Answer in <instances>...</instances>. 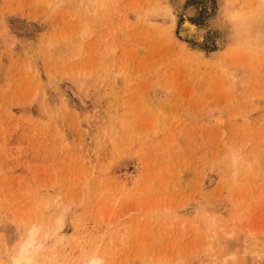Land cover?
Instances as JSON below:
<instances>
[{"label": "rangeland", "instance_id": "rangeland-1", "mask_svg": "<svg viewBox=\"0 0 264 264\" xmlns=\"http://www.w3.org/2000/svg\"><path fill=\"white\" fill-rule=\"evenodd\" d=\"M33 228L31 264H264V0H0V264Z\"/></svg>", "mask_w": 264, "mask_h": 264}, {"label": "bare ground", "instance_id": "bare-ground-1", "mask_svg": "<svg viewBox=\"0 0 264 264\" xmlns=\"http://www.w3.org/2000/svg\"><path fill=\"white\" fill-rule=\"evenodd\" d=\"M49 233L50 232H47L46 237H49ZM38 234H39V228H33L29 230L27 237L20 244L18 250L15 252L13 256V259L17 264L33 263L35 256L37 255V253L41 251V250L39 251V249L42 248L43 244H45L43 241L38 240V236H39ZM100 261H101L100 259L94 258V259H91L88 264H100Z\"/></svg>", "mask_w": 264, "mask_h": 264}]
</instances>
